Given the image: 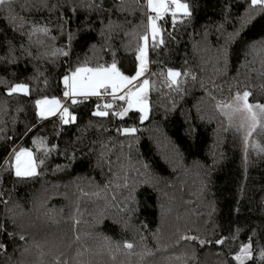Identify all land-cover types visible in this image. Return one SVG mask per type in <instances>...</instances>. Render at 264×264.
<instances>
[{
  "label": "trees",
  "instance_id": "obj_1",
  "mask_svg": "<svg viewBox=\"0 0 264 264\" xmlns=\"http://www.w3.org/2000/svg\"><path fill=\"white\" fill-rule=\"evenodd\" d=\"M184 1L191 17L178 14L173 24L163 15V43L149 45L150 113L143 121L137 109L114 115L127 104L111 96L72 104L63 98L62 77L85 62L114 60L134 74L148 33L147 0H103L111 9L103 13L82 7L90 0H34L47 7L31 11L17 0L21 30L0 12V264H239L235 256L249 238L253 256L244 264H264V152L245 157L218 107L244 91L264 105V7ZM109 20L113 28L101 35ZM32 24L51 31L30 41ZM58 48L68 56L52 55ZM169 68L182 73L179 90L169 85ZM20 82L29 93L9 95ZM43 96L62 99L76 121L39 119L35 100ZM106 103L108 116L92 115ZM129 127L137 131H122ZM261 139L264 147V133ZM20 148L32 151L36 174L15 175ZM186 174L192 184L180 179ZM164 205L171 219H163Z\"/></svg>",
  "mask_w": 264,
  "mask_h": 264
},
{
  "label": "snow or ice",
  "instance_id": "obj_2",
  "mask_svg": "<svg viewBox=\"0 0 264 264\" xmlns=\"http://www.w3.org/2000/svg\"><path fill=\"white\" fill-rule=\"evenodd\" d=\"M17 0H0V12H7L8 19L14 26L17 27V30H21L24 23H26L25 19L19 16L18 13L15 12V5ZM122 4V0H121ZM261 5L264 7V0H251L250 6ZM38 6L47 7L46 4L38 5L34 0H24V3L19 4L20 9L31 11ZM85 9L88 11H95L98 13H103L106 11H111V9H106L103 6V0H100L99 3L96 0H90L89 3L83 5ZM147 7L151 10V12L155 13V15H149L148 21L151 31V37L153 44L157 43V37L160 36L159 43H163V38L161 33L163 29L158 26L157 20L162 19L164 14H170L172 18L173 24L176 23L177 15L180 14L184 17H191V7L188 3L183 2V0H147ZM70 10L73 14L76 12V7L73 5L70 7ZM122 10V8H121ZM61 23L59 25L60 31L63 33L64 26L66 22V18L61 15L59 17ZM103 24V21H101ZM113 28V22L109 20L108 24L104 29H101V35L104 34L105 29L109 32ZM50 28L47 25L40 24H32L31 31L28 32V38L31 41L32 36L41 33L47 36L50 33ZM23 34V32H22ZM73 38V33L69 32L68 39V47H71V41ZM51 39H55V37H51ZM144 41L143 45L138 46V54L136 56L137 61H139V65L136 69L135 75L128 76L125 75L120 69L117 67L115 60L108 66L97 65L95 67H89L87 62L77 66L74 70H71L68 74L63 75V98L65 100L70 101L72 104L82 103L83 100H77V97H83L87 99L89 96L101 97L104 95L111 96L113 100L119 99L121 101H125L127 104L126 108H123L119 113H113L114 115H119L123 117L130 109L136 108L141 113L140 120L143 121L148 112V102H147V91L149 88V80L143 79L142 82L139 83L138 87L135 91H133L129 86L132 84V81H136L138 77L142 76L145 71L146 64V53H147V41L149 39L148 35L145 34L141 37ZM42 43V41H38ZM14 48L9 42L8 55L11 56ZM64 55L68 56V52L63 49H55L52 55ZM30 55V53H29ZM225 57L227 56V50L224 51ZM15 58L12 57L10 62H14ZM182 73L178 70L169 68L167 70V78L169 85H176L177 90H179L178 77L181 76ZM184 75H187L185 73ZM122 93L117 96V92L120 90ZM9 95L20 92L24 94H28L29 85L24 83L14 84L7 89ZM250 96L248 91H244L241 95L237 93L235 100L240 103V107L247 110L250 115L255 118V113L252 111L253 108H258L264 113V105H252L249 104L247 98ZM220 107V105H218ZM35 108L36 115L41 120H47L50 117L58 116L61 125L71 124L76 121V115L70 111L69 107L65 106L62 99L57 98L55 96L48 97L43 96L40 99L35 100ZM112 108L111 103H106L103 105V110H101V106L97 105L96 111L92 113L93 116L98 117H106L109 115L108 109ZM255 126V122L253 123V127ZM124 133H135L137 129L135 127L124 128L122 130ZM35 143V141H34ZM41 143L43 140L41 139ZM245 143H247V136L245 137ZM55 146H53L54 148ZM258 151L264 152V147L259 145H254ZM51 149H49L50 151ZM15 157V175L17 177H29L35 174L36 165L33 159V153L31 150L27 148H20L17 152L14 150ZM43 161H41L42 163ZM24 239L23 236L20 237ZM195 239V238H193ZM224 242L223 238L216 240L217 244H222ZM204 243V241H201ZM128 248H131V244L126 245ZM5 247L3 244H0V248ZM253 256L252 251V243L251 238H249V242L246 244H242L240 246L239 253L235 256V259L239 262V264H244L246 259H249ZM260 257L264 260V251H261Z\"/></svg>",
  "mask_w": 264,
  "mask_h": 264
},
{
  "label": "rangeland",
  "instance_id": "obj_3",
  "mask_svg": "<svg viewBox=\"0 0 264 264\" xmlns=\"http://www.w3.org/2000/svg\"><path fill=\"white\" fill-rule=\"evenodd\" d=\"M183 2H186V1L183 0ZM148 10H149V15H153V16L155 15V13L151 12V10L149 8H148ZM156 22H157L158 26L160 27L159 20H157ZM147 35H148L149 39L147 41L145 71L143 72L142 76L138 77V79L136 81H132V84L129 87L133 91H135L136 88L138 87L139 83L142 82L143 79H145L144 77L146 74V69L149 66V45L152 42L149 21H148V33H147ZM161 36H162V33H161ZM159 39H160V36L157 37V41H159ZM143 44H144V41H142L141 45H143ZM138 65H139V61L137 62V67H138ZM89 67H93V66H89ZM171 69H175V68H171ZM175 70H178V69H175ZM178 71L180 72V70H178ZM125 75H128V74H125ZM133 75H135V73L132 75H128V76H133ZM179 78H180V76L177 79L179 80ZM20 83H24V82H20ZM15 84H18V83H15ZM24 84H27V83H24ZM149 88H150V84H149ZM149 88L147 91L148 112H147L146 118L149 116V113H150ZM126 90L127 89L118 91L117 96H119L122 93V91H126ZM18 93H20V92H18ZM104 96H107V95H104ZM235 97L231 101H229L228 103L221 105L219 107V111H220L221 115L224 116L225 121L228 124V126L240 138V143H241V146L243 147L245 157H246V156H249L250 151H252L256 148V147H254V145L262 144L261 137H263V133H264V113H262L260 109L254 107L252 111L255 113V118L253 120V117L250 115V113L247 110L240 107V103L235 100ZM57 98H59V97H57ZM80 98H83V97H77V99H80ZM248 103L252 104L254 106L257 104L262 105V104L257 103V102H251L250 100H248ZM132 109H136V108H132ZM101 110H103V108ZM254 122H255V126L253 127ZM246 136H247V143H245V137ZM33 159H34L35 165H36V172H35V174H36L38 171V167H37V163H36L34 155H33ZM13 166H14V173H15V157H13ZM203 171L205 173L206 170H203ZM199 172H201V171H199ZM180 179L183 180V183H185V184H189V182H190V184H192L191 183L192 178L187 174L181 175ZM161 195L162 196L164 195V197H165V195H167V193L164 192ZM165 199H166V201L163 199V204L165 202H168L167 197ZM162 207H163V210H162L163 219L166 220L167 216H169V218L171 216V215H169V208L166 205H164ZM166 223H167V221H166ZM167 227H168V224H167Z\"/></svg>",
  "mask_w": 264,
  "mask_h": 264
},
{
  "label": "water",
  "instance_id": "obj_4",
  "mask_svg": "<svg viewBox=\"0 0 264 264\" xmlns=\"http://www.w3.org/2000/svg\"><path fill=\"white\" fill-rule=\"evenodd\" d=\"M247 101H248V98H247Z\"/></svg>",
  "mask_w": 264,
  "mask_h": 264
},
{
  "label": "built area",
  "instance_id": "obj_5",
  "mask_svg": "<svg viewBox=\"0 0 264 264\" xmlns=\"http://www.w3.org/2000/svg\"><path fill=\"white\" fill-rule=\"evenodd\" d=\"M108 96V95H107Z\"/></svg>",
  "mask_w": 264,
  "mask_h": 264
}]
</instances>
